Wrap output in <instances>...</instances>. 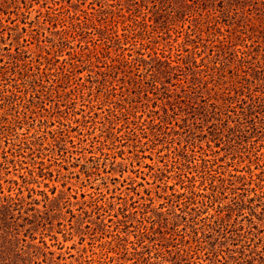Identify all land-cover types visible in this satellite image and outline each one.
<instances>
[{
  "label": "rangeland",
  "instance_id": "374dc122",
  "mask_svg": "<svg viewBox=\"0 0 264 264\" xmlns=\"http://www.w3.org/2000/svg\"><path fill=\"white\" fill-rule=\"evenodd\" d=\"M0 264H264V0H0Z\"/></svg>",
  "mask_w": 264,
  "mask_h": 264
},
{
  "label": "trees",
  "instance_id": "16d2710c",
  "mask_svg": "<svg viewBox=\"0 0 264 264\" xmlns=\"http://www.w3.org/2000/svg\"><path fill=\"white\" fill-rule=\"evenodd\" d=\"M152 20V22L154 23V25H152V24H150V25H147L146 23H141V22H137V24L135 25V28L133 29V34H136V35H141V32H140V30L141 29H143V28H146L147 26H150V27H156L159 23L157 22V21H155V18L154 19H151ZM127 37V36H126ZM237 37V36H236ZM116 38V37H115ZM238 38V37H237ZM229 44H231V41H224V46H227V45H229ZM145 44H141V46H144ZM150 50H152V53H149L148 52V55H149V57H151V59L153 60V62L155 63V64H157V65H160V66H162V65H164L165 67H168V68H170L171 70H174V69H177L178 71H182V68H184V69H186V71H190V73L192 74V75H194L195 76V74H197V73H201V72H196V71H193L190 67H188L187 66V64L189 63V62H187L185 65L186 66H184V67H181L180 65H177V66H172V63L173 62H179L180 60L181 61H183L184 59H182V58H177V59H175V60H173L172 59V55L170 54V53H168V54H166V52H164V51H161L160 53H158L157 51H156V49H154L153 47H148ZM185 50L186 51H188V48H186L185 47ZM243 54H245V52L243 51L242 52ZM186 59H189V58H186ZM243 60V58H240V59H238V61H242ZM193 64L195 65V67H199L200 66V64H198V63H196V61H194L193 62ZM206 67H208L207 65H205ZM153 68H154V66H153ZM154 69H156V71H160V67H158V68H154ZM210 69H212V70H217V68L216 67H212V68H210ZM166 73H170V72H166ZM20 75L21 76H24V77H27V75H28V73H27V70H24V71H22V72H20ZM47 75V73L43 70V71H41L40 72V70H39V72H38V76H39V82H37L36 80H31V81H28L30 84L31 83H38V85L40 86L41 85V83H40V81H42V79H43V77L44 76H46ZM29 78V77H28ZM223 104H225V103H223ZM221 107H224L223 105H221ZM225 107H227V105L225 106ZM113 113V115L114 116H117V114L115 113L114 114V111L112 112ZM120 114H122V111H120ZM37 175H38V177H45V174H44V172H43V170H41L40 169V171L37 173ZM30 176H32V178L30 179V180H32V182H35V180H36V178L34 177V172L33 171H31L30 172ZM242 178H244V177H242ZM251 178H252V175H251ZM22 179H23V182L24 183H26L27 184V181H28V179H27V177H23L22 176ZM29 183V182H28ZM259 186V185H258ZM259 188H262L261 186L259 187ZM29 191V197H32V194L35 192V190L34 189H29L28 190ZM191 192L193 193V191L191 190ZM33 201H35L34 203H36V202H38V200L37 199H33ZM44 201H45V205L46 204H48V202H50L51 201V199L46 195V194H44ZM245 206V204H242V206L241 207H244Z\"/></svg>",
  "mask_w": 264,
  "mask_h": 264
}]
</instances>
